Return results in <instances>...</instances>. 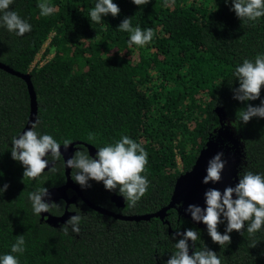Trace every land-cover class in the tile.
<instances>
[{"label": "trees", "instance_id": "16d2710c", "mask_svg": "<svg viewBox=\"0 0 264 264\" xmlns=\"http://www.w3.org/2000/svg\"><path fill=\"white\" fill-rule=\"evenodd\" d=\"M41 2L14 0L10 6L32 26L25 35L0 26V62L30 75L37 104L35 130L61 145L64 139L79 142L77 149L86 151L83 143L98 151L127 135L148 152L142 175L150 184L135 207L124 199L118 210L110 201L120 195L118 189L108 191L94 180L89 181L91 187L81 188L71 177L89 201L130 215L164 207L177 176L190 169L219 127L217 107L243 144L238 181L247 171L264 175V118L253 117L247 124L238 118L247 104L257 106L264 100V86L257 100L233 99V88L239 86L235 68L244 59L254 62L257 54L264 55V17L255 26L241 21L230 10L231 0H150L144 6L113 0L119 15L108 14L95 23L90 11L98 0H47L56 8L49 16L40 15ZM128 17L133 27L153 29L150 44L129 46L130 33L118 28ZM41 50L43 56H52L34 64ZM29 105L25 81L0 69V187L9 185L0 193V257L12 254L20 264H165L176 251L173 231L193 228L200 238L189 254L206 245L222 264H264V227L250 237L246 224L243 235L233 230L231 244L220 247L207 229L179 216L175 208L166 212L168 224L157 217L128 221L79 200L73 209L82 217L80 234L70 226L65 234V223L54 227L41 220L29 193L64 184L65 173L60 157L38 179L22 181L24 167L12 159L11 141L25 126ZM90 133L94 140L88 139ZM47 159L53 161L50 154ZM75 172L71 169L70 176ZM55 203L50 214L58 215L64 201ZM226 223L218 231L224 233ZM19 235L25 239V251L11 253ZM253 239L258 243L250 247Z\"/></svg>", "mask_w": 264, "mask_h": 264}, {"label": "clouds", "instance_id": "9594fccd", "mask_svg": "<svg viewBox=\"0 0 264 264\" xmlns=\"http://www.w3.org/2000/svg\"><path fill=\"white\" fill-rule=\"evenodd\" d=\"M13 2L14 0H0V26H5L9 32H15L17 36H23L32 30V26L16 11L9 10ZM132 2L137 6H144L150 0H132ZM225 3H229V0H225ZM231 5L230 10L234 11L241 21L253 22L252 26H255L259 18L264 17V0H231ZM38 7L41 16H49L56 11L47 0H42ZM120 11L118 4L113 0H98L90 11V20L100 23L103 16L111 14L115 17ZM118 28L130 33L129 46L134 44L143 47L150 44L154 37L152 28L142 30L139 26L133 27L131 17L123 19ZM233 75L239 81V86L233 88V99L241 102L259 99L261 88L264 86V55L257 54L254 62L244 59L243 63L235 68ZM253 117L264 118V100H261L257 106L249 103L238 112V118L243 124H247ZM37 123L34 122L30 128L19 137H13L11 141V157L24 167L22 181L25 178L35 180L43 175L49 164V160L44 157L49 156V153L53 157V162L59 160L62 155L61 144L49 134L38 133L35 130ZM88 139L94 140L95 134L90 133ZM71 144L70 139H64L65 149ZM223 155V152H217L208 160L206 175L202 180L204 184L221 181L226 164L222 159ZM147 164L148 152L142 144L124 135L114 144L99 147L96 158L90 156L86 150L77 149L74 155L65 161V168L76 170L71 177L81 188L91 187L89 183L91 180L103 182L106 190L118 189L129 207H135L146 195L150 184L147 177L142 175L146 171ZM8 187L7 183L3 184L0 193L3 194ZM204 196L205 208L189 204L185 211L191 214L194 221H202L207 226L212 242L220 247L231 244L232 238L229 234L233 230L243 235L246 224L250 237H254L264 227V175L247 171L240 175L239 182L234 187L227 186L223 192L209 188ZM45 197H50L45 187L29 193L33 211L38 216L41 213H50L52 208L58 206ZM81 219L79 214L72 215L61 226L62 231L68 234L70 226L73 233L80 234ZM225 220L227 221L225 231L221 233L218 231V226ZM177 237L181 238L176 239ZM172 238L176 241L174 243L176 251L165 261V264H222L217 253L206 245L201 250H194L189 254V248L194 247L200 238L195 229L177 231ZM257 243L258 241L253 239L250 247H255ZM24 251L25 239L23 235H19L11 246V253L23 254ZM0 264H20V261L12 254H5L0 257Z\"/></svg>", "mask_w": 264, "mask_h": 264}, {"label": "water", "instance_id": "95a60500", "mask_svg": "<svg viewBox=\"0 0 264 264\" xmlns=\"http://www.w3.org/2000/svg\"><path fill=\"white\" fill-rule=\"evenodd\" d=\"M0 69L15 75L17 77L22 78L25 81L27 91L29 94V101H30V110H29V117L24 126L21 130L19 135H21L25 130L31 127V125L36 122V112H37V104H36V95L33 89V85L31 83L30 75L28 73H20L10 66L6 65L3 62H0ZM216 112L219 118V127L213 130V135H210L206 140L204 146L198 152L194 163L190 167L189 170L179 174L175 179L174 186L172 189V193L169 199V202L159 210L151 213L145 214H134V215H121L115 214L113 212L108 211L107 209L95 205L87 198L82 196L81 188L76 185L73 180L71 179L70 168H65V161L72 157L77 150V145L79 142H72V144L65 149L63 145H61V152H62V160L64 164V173H65V182L64 184L49 188L48 191L50 193V197H45L46 200L50 201H57L63 200L65 205L67 206L69 203H73L76 200V195L82 197V200L92 209L103 213L112 215L115 218H121L124 220L129 221H139V220H149L152 217H157L160 220L166 215L168 209L175 208L178 215L182 216L183 218L188 219L194 225L200 228L207 229V226L201 221L196 222L192 219L191 214L186 212L185 209L189 204H195L202 208L206 207L205 203V196L204 193L209 188H216L223 192L224 188L227 186H235L239 181L237 177V169L238 165L240 164L241 157H242V147L243 144L239 137L233 132L229 125L224 123V113L222 108L217 107ZM19 135L17 137H19ZM86 147L89 155L93 158H96L95 155L97 151L95 148L87 143H83ZM217 152H223L224 155L222 157L223 160L226 161L225 168L222 172V179L218 183H211L204 184L202 182L203 177L206 175V167L208 160L212 158ZM50 154V153H49ZM47 159V156L44 157ZM54 165V162L49 160L48 168L45 169L49 170ZM71 189L75 192L73 196H69L67 191ZM235 198V194H234ZM112 201H123V198L119 195H112ZM182 202V203H181ZM123 206V204H120ZM71 215V213L65 211L62 215L54 216L49 213H41L40 219L44 220L47 224L57 227L60 224L65 223L66 219ZM165 223L168 224L167 221ZM168 232H171V228L168 229ZM183 232V231H181ZM175 233V232H174ZM191 251V250H189Z\"/></svg>", "mask_w": 264, "mask_h": 264}, {"label": "flooded vegetation", "instance_id": "af4514ba", "mask_svg": "<svg viewBox=\"0 0 264 264\" xmlns=\"http://www.w3.org/2000/svg\"><path fill=\"white\" fill-rule=\"evenodd\" d=\"M81 192H82V190H81ZM67 193H68V195L69 196H73L74 194H75V192L73 191V190H71V189H69L68 191H67ZM82 196L84 197V198H86L84 195H83V192H82ZM119 196H121V195H119ZM122 197V196H121ZM123 198V197H122ZM79 200H81V201H83L82 200V197H80V196H78V195H76V200L73 202V203H69L67 206L65 205V202H64V204H63V211L60 213V214H58V215H54V216H59V215H62L65 211H67V212H69V213H71V215L66 219V221H65V223L67 222V220L72 216V215H76V211H75V209H73V208H77L78 207V202H79ZM57 201H59V200H57ZM57 201H54V202H57ZM63 201V200H62ZM110 201L114 204V206L113 207H115L116 209H121V208H123V206H124V198H123V201H120V200H117V201H112L111 200V197H110ZM84 202V201H83ZM85 203V202H84ZM86 204V203H85ZM120 204H123V206H121ZM87 205V204H86ZM88 206V205H87ZM99 206V205H98ZM94 210V209H93ZM108 210V209H107ZM96 211V210H95ZM108 211H110V212H113V213H115V214H121V215H130V214H126V213H120V211H114V210H108ZM50 214V213H49ZM103 214V213H102ZM51 215H53V214H51ZM105 215H108V214H105ZM108 216H111V217H113L112 215H108ZM166 216V215H165ZM115 218V217H114ZM165 218V217H164ZM163 218V221L165 220ZM116 219H119V220H124V219H121V218H116ZM129 221V220H128ZM166 221V220H165ZM164 221V222H165ZM170 228V227H169ZM172 231V230H171ZM173 234H174V231H173Z\"/></svg>", "mask_w": 264, "mask_h": 264}, {"label": "rangeland", "instance_id": "374dc122", "mask_svg": "<svg viewBox=\"0 0 264 264\" xmlns=\"http://www.w3.org/2000/svg\"><path fill=\"white\" fill-rule=\"evenodd\" d=\"M46 46V44L44 45V47ZM44 50V49H43ZM43 50H41V52L37 55V57L35 58V61H34V64H42L43 62H45L47 59H49L51 56H52V54H49V55H47V56H43L42 55V52H43ZM33 64V65H34ZM179 159H178V163H179Z\"/></svg>", "mask_w": 264, "mask_h": 264}]
</instances>
